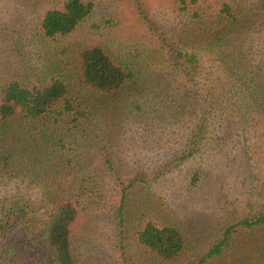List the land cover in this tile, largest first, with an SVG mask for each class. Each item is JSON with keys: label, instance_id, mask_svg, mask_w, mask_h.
<instances>
[{"label": "rangeland", "instance_id": "1", "mask_svg": "<svg viewBox=\"0 0 264 264\" xmlns=\"http://www.w3.org/2000/svg\"><path fill=\"white\" fill-rule=\"evenodd\" d=\"M87 1L91 13L72 35L60 39L58 52L41 38L38 22L61 0H0V85L41 70L46 61H66L70 49L81 43L101 42L139 56L130 89L102 97L76 88L83 97L76 128L64 120L54 122L46 134L40 122L0 126V165L8 172L0 177V197L35 198L43 191L65 194L70 183L88 189L94 185L97 205H81L72 230L75 264H264V227L233 234L220 255L206 258L225 228L264 213V110L245 117L247 129L228 123L213 130L207 126L212 116L196 114L198 103H182L181 93L193 86L190 75L197 64L180 62L181 72H175L167 67L164 53H143L152 51L156 35L187 53L198 51L204 67L216 53L205 44L222 29L231 51L264 67V0H205L212 14L225 4L231 15L216 21L205 41L192 33L190 19L175 0ZM199 86L197 82L194 90L199 92ZM177 109L183 118L175 119ZM197 120L205 126L204 139H197L191 158L179 161L180 153L194 150L188 133L196 132ZM133 182L138 188L118 228V185ZM154 206L186 241L182 254L169 263L149 259L133 241L136 211Z\"/></svg>", "mask_w": 264, "mask_h": 264}, {"label": "trees", "instance_id": "2", "mask_svg": "<svg viewBox=\"0 0 264 264\" xmlns=\"http://www.w3.org/2000/svg\"><path fill=\"white\" fill-rule=\"evenodd\" d=\"M175 1L178 10L190 19L192 33L202 36V41L207 37L210 39L212 35L208 32L216 21L231 18L230 8L225 4L212 14L205 0ZM91 10L90 1L61 0L58 8L47 9L41 15L38 22L39 35L51 45L54 44L60 52V39L72 35ZM226 32L218 30L215 34L217 36L211 37L212 40L205 44L209 47L213 45L216 53L211 54L215 59L205 61L204 67L198 51L190 49L192 52L187 53L182 50L181 45L166 43L156 35L152 51L143 53L144 56L147 53H164L167 67L175 72H181L178 68L180 62H195L197 68L190 75L193 77V86L189 91L181 93L186 100L182 103L187 106L198 103L196 114L201 117L212 116L213 121L207 126L211 125L213 130L228 123L243 130L248 128L245 117L251 118L254 112L264 110V67L258 62L251 63L248 55L241 51H231L228 48L229 41L224 39ZM70 51L71 56L64 62L55 60L53 63L54 59H51L53 64L46 61L41 70L27 73L21 79H9L0 85V126L40 122L46 134L54 122L64 120L67 125L76 128L83 103V97H79L80 93L76 88L82 86V89L90 93L109 97L135 85V68H138V61L135 60L139 58L134 54L136 51L131 55L122 49H110L101 42L81 43ZM227 52L230 56L226 55ZM197 82L202 85L201 89L199 86V92L194 90ZM182 114L177 109L175 119L183 118L180 116ZM188 116L187 110L186 117ZM196 117L192 118L196 120ZM203 127L205 126L197 120L194 128L196 132L190 129L192 131L188 133V138L191 137L194 150L187 153L181 151L179 161H185L195 154L197 139H204ZM2 155L3 152L0 153L1 157ZM106 164L111 170L109 162ZM2 172L8 175L6 168L1 169L0 165V177ZM190 181L195 183L197 176H193ZM68 187L70 191L65 194L58 192L53 195L43 191L35 198L18 194L0 197L1 264H75L71 249L72 230L80 218V210L84 206L88 209L97 205L93 197L95 194L98 196V192L94 185H90L92 189L75 183H70ZM137 188L136 182L118 185L114 208L118 228L123 227L129 198ZM137 212L140 214L137 215ZM159 214L160 212L155 211V206L136 211L133 241L149 259L169 263L182 254L186 241L182 231ZM256 227H264V213L241 219L225 228L220 238L208 249L206 258L220 255L233 234Z\"/></svg>", "mask_w": 264, "mask_h": 264}]
</instances>
